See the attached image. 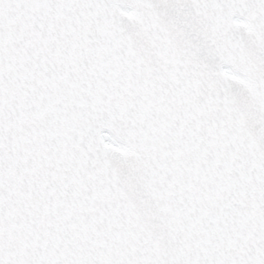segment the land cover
<instances>
[{
    "label": "snow or ice",
    "instance_id": "1",
    "mask_svg": "<svg viewBox=\"0 0 264 264\" xmlns=\"http://www.w3.org/2000/svg\"><path fill=\"white\" fill-rule=\"evenodd\" d=\"M0 264H264V0H0Z\"/></svg>",
    "mask_w": 264,
    "mask_h": 264
}]
</instances>
